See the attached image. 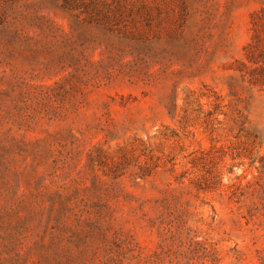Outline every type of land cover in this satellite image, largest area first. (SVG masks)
<instances>
[{"label": "rangeland", "instance_id": "1", "mask_svg": "<svg viewBox=\"0 0 264 264\" xmlns=\"http://www.w3.org/2000/svg\"><path fill=\"white\" fill-rule=\"evenodd\" d=\"M0 264H264V0H0Z\"/></svg>", "mask_w": 264, "mask_h": 264}]
</instances>
